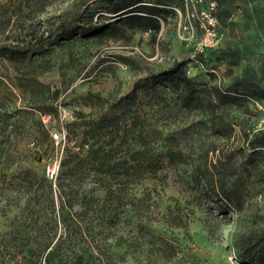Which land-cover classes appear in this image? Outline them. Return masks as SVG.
<instances>
[{
	"label": "rangeland",
	"instance_id": "374dc122",
	"mask_svg": "<svg viewBox=\"0 0 264 264\" xmlns=\"http://www.w3.org/2000/svg\"><path fill=\"white\" fill-rule=\"evenodd\" d=\"M168 1L167 7L161 6L165 11L155 40L151 33L141 31H130L128 40L80 35L60 40L64 22L87 28L92 11L102 6V0H0V45L38 46L41 37L52 35L47 52L34 54L18 69L0 55V105L11 112L33 100L51 104L55 122L48 130L64 125L74 131L66 142L57 144L50 135L32 127V120H23L16 131L0 128V138L7 142L6 154L10 146L8 161H15L7 183L0 182V264H48L46 256L51 248L46 247L50 241L52 246L61 241L65 228L58 217L59 193L54 190L56 206L51 209L49 188L41 181L43 173L67 150H79L84 124L122 113H127L121 122L126 129L137 114L141 116L139 126L164 130L169 137L164 147L155 141L151 145L162 167L126 187V199L136 200L122 212L116 228L104 227L101 215L96 213L95 200L105 194L96 177L76 175L71 180L73 186L61 191L66 201L74 202L69 222L74 241L62 244L56 264H74L76 250L84 240L103 248L119 236H136L140 218L148 226L147 235L150 229L180 240L205 264H246L241 258L251 257L264 247V147L254 155L246 139V134L252 138V128L264 132V100L245 97L248 92L264 90V0H217V35L213 40L207 38L213 52H208L206 62L198 59L206 50L201 51L206 38L201 28L204 15L199 11L204 10L203 5L197 4L198 13L193 15L189 9L195 2L189 1L185 9L184 0ZM64 12L71 14L66 16ZM78 12L83 14L80 19ZM97 18L94 14L93 21ZM220 56L225 58L218 59ZM183 60L188 61V75L198 77L205 101L220 91L241 94L245 98L241 106L186 108L170 87L156 85L155 93L148 88L154 81L152 76ZM36 81L44 87H27L29 91L22 87ZM146 83L148 87L143 88ZM44 88H50V92ZM55 90L60 92L57 100L53 99ZM78 111L89 114L87 121L77 118ZM135 142L129 140L126 150L118 154L133 149ZM168 146L176 152L173 161L166 155ZM212 146L218 151L206 154ZM7 163H0V176ZM26 167L34 168L37 174L31 191L37 190L45 207L37 219L27 221L1 211L3 192L10 194L15 205L27 193L21 182ZM77 192L87 195L91 203L85 215L78 213L84 201L75 195ZM17 225L21 233H17ZM82 227L88 228L84 239L79 231ZM14 237L23 238L26 248L35 246V252L24 256L21 242ZM115 251L127 256L124 262L112 256L115 264H158L142 252L128 253L117 247Z\"/></svg>",
	"mask_w": 264,
	"mask_h": 264
},
{
	"label": "trees",
	"instance_id": "16d2710c",
	"mask_svg": "<svg viewBox=\"0 0 264 264\" xmlns=\"http://www.w3.org/2000/svg\"><path fill=\"white\" fill-rule=\"evenodd\" d=\"M184 1V8H187V2L186 0ZM209 1L216 3L215 15L218 17V1ZM166 3H169V1L102 0V6H96L97 11H92L87 28L84 26L77 27L74 26L73 23L69 24L64 22L58 37L60 40H68L80 35L79 37L98 36L100 38H120L128 40V33L130 31H141L151 33L152 38L155 40V37H157L162 28V15L165 10H163L161 6L167 7ZM19 9H22L20 12V14H22L23 8L19 7ZM69 14L71 13H63V15L66 16ZM94 14L98 15V20L96 22L93 21ZM77 17V19H80L83 17V14L78 12ZM102 20H107V22L99 24ZM51 39L52 35L47 37L43 36L37 43L38 46L32 47H24L21 46L20 43L2 44L0 45V55L10 63H13L18 69L22 64L28 62L34 54L47 52L49 47H47L46 44L50 42ZM208 52L212 53L213 49L206 48L204 52L199 53L198 59L205 61ZM224 58V56H220L218 59ZM122 59L127 61L126 58ZM187 65L188 61L186 60L175 62L170 68L160 70L155 76H152L154 81L151 86L148 87L146 83L143 88L148 87L155 93L156 85L165 88L170 87L176 91L178 97L182 101V105L186 108L195 107L202 109L206 107V109H214L217 107V104H236L241 106V102L245 99L241 94L235 96L220 91L215 92L213 99L208 102L205 101L197 84L198 77L188 75ZM22 85L25 91H29L27 87L32 88L35 85L44 87V84L37 81L27 82L26 85ZM44 89L46 92H50V88ZM52 94L54 100H57L60 96L59 90H55ZM245 95V97L248 98L252 96L256 101L264 100V90L248 92ZM53 112H55V110L51 104L47 103L43 105L34 100L29 102L27 107H16L11 112H8L6 108L0 105V128H3L5 131L9 127H12L14 131H16L19 125L24 123L23 120H26V122L32 120V127L40 130V132H43L46 136H49L50 132L42 122L40 115H52ZM75 113L78 119L87 121L89 114L83 111ZM126 114L127 113L115 114L110 117L104 116L100 119H92L87 122L88 124H84L83 130L81 131L79 150H67L66 154L61 159L60 171L56 182L50 181L43 173L41 181L47 184L49 188V194L51 195L49 205L51 209H55L56 206L53 195L54 190L59 193L61 207L58 211V217L62 220L65 228L62 240H58L55 246H52L53 243L50 241L46 247V249L51 248L46 256L48 264H56L57 254L59 249L62 248V244L64 245L67 242L72 244L74 241L71 233V224H69L73 219L71 211L74 207V202H71V200L66 201L61 191L63 193L67 187L71 188V186H73L71 180L76 175L80 174L79 176H85L91 174L96 177L100 183L99 186L105 190L104 196L95 200L96 213L98 212V214L101 215V222L104 227L116 228L121 223L122 212L129 204L134 205V200H136L135 198H131L130 200L126 199V187L141 181L148 173H155L161 169L162 163L153 153L154 149L151 145L152 142L155 141L157 145L164 147L169 137L159 126H139L141 123V116L137 114L132 116L130 128H124L125 125L121 126V122L123 121V116ZM133 126L134 129L131 131ZM251 131L253 133L252 138L249 139L250 134H246V139L252 149V153L257 155L259 154V148L264 147V139H262L264 132L257 128H252ZM73 133V130H69V137H71ZM119 138H123V141H119ZM131 139L136 141V146L126 151L125 154L119 155L118 153L120 151L126 150L124 149L125 144ZM6 143L7 142L0 138V163L5 160L8 162L3 167V170H5L3 175L0 176L2 185L7 183L8 172L13 171L15 167L13 164L15 161H8L10 146H8L6 154ZM86 146H88V148H86ZM166 151L167 157L173 161L176 154L175 150L171 149V146H168ZM216 151H218V148L212 146L206 150V154ZM22 174L25 175V177L21 182L26 185L27 193H24L15 205L11 202L12 198L10 194L7 195L3 192L1 194L3 197L1 211L7 216L10 214L9 217H24L25 221L29 220V218L37 219L40 215V211L45 210L44 204L38 199L37 190L36 192H34L35 190L31 191L37 181V174L34 168L31 167L24 168ZM75 195L81 197L82 201H84V208L78 213L85 215L92 207L91 203L87 202V195L80 194L79 192L75 193ZM40 207L41 210H35ZM141 220L140 218L136 236H119L115 242H108L103 248L98 245L95 246L92 244L91 240H84V244L76 250L74 264H115L116 261H112V256H116L123 262L126 261L127 256L117 253L115 247L125 248L128 253L134 251L148 254L147 256L155 258L158 264H205L194 251H187L182 241L174 240L157 232L155 233L154 231H150V229L149 235H147L146 230L148 226ZM15 221L19 222L20 220ZM87 229V227H82V229L79 230L82 238ZM16 230L17 233H21V231H19V225L16 226ZM15 239L21 242L20 245L24 256L35 252V246L33 247L31 245L30 248L28 246L26 248L23 238L16 237ZM104 257L108 258V260L105 261ZM241 259L242 261H246V264H264V247L260 248L253 256Z\"/></svg>",
	"mask_w": 264,
	"mask_h": 264
},
{
	"label": "built area",
	"instance_id": "2783aa9c",
	"mask_svg": "<svg viewBox=\"0 0 264 264\" xmlns=\"http://www.w3.org/2000/svg\"><path fill=\"white\" fill-rule=\"evenodd\" d=\"M189 1L196 3V5H193L189 9L193 15H195V13H198V11L196 10L197 4L201 3L199 5H203L202 9L204 10H199L204 15L203 16L204 22L201 25V28L203 29V32L205 34L204 36L206 37L204 39L205 42L203 43L201 47V51H203L204 49L212 46V43L207 42V38H210L211 40H213V37L217 35L216 27L218 25V20L215 15L216 3L213 1H209V0H186L187 4ZM40 116H41L42 122L45 124L47 128L49 125H53V123L55 122L51 114H45V115L41 114ZM49 132H50L51 139L55 141L57 144L66 142V140L69 137L68 130L66 129L64 125H60L56 127V129H51L49 130ZM86 148H88V146H86ZM60 164H61V159L56 160L53 164L51 163L48 164L46 168V172H45L46 177L54 183L56 182L57 176L60 171Z\"/></svg>",
	"mask_w": 264,
	"mask_h": 264
}]
</instances>
